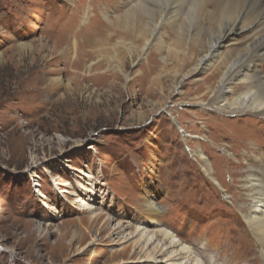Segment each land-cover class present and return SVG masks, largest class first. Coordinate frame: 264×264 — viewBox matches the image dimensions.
<instances>
[{"label": "rangeland", "instance_id": "rangeland-1", "mask_svg": "<svg viewBox=\"0 0 264 264\" xmlns=\"http://www.w3.org/2000/svg\"><path fill=\"white\" fill-rule=\"evenodd\" d=\"M136 1L0 0V264H146L121 238L135 226L172 232L199 264L195 251L214 260L229 227L246 259L264 264L240 209L251 144L264 153V118L219 110L222 73L193 71L207 48L178 38L169 17L145 30ZM154 1L184 29L199 26V0ZM53 177L72 196L58 195ZM81 187L93 218L74 204Z\"/></svg>", "mask_w": 264, "mask_h": 264}, {"label": "bare ground", "instance_id": "bare-ground-1", "mask_svg": "<svg viewBox=\"0 0 264 264\" xmlns=\"http://www.w3.org/2000/svg\"><path fill=\"white\" fill-rule=\"evenodd\" d=\"M185 1L189 0H184V2ZM199 1L202 2V7H200L201 10H198L200 15L198 16L199 26L195 25V27L190 28V30L183 28L186 20L182 16L179 18L173 17V7H167V10L162 7L156 8L153 5L155 2L154 0L136 1V10L142 12V15L145 12L149 16V21L146 25L142 23V15L137 17L139 19L138 23L142 24L145 30L149 29L150 26H152L155 30L156 25L158 24L157 22L160 18V23L166 20L169 21L168 17L172 18L173 21L171 25H173L174 28H177L175 30H178L179 27L181 30H179L180 33L178 38L184 39L185 36H190L191 39L193 38L192 45H200L202 48H204V46L207 48L206 51L208 54L200 58L198 63L195 62L197 65L193 70L194 74H202L208 70H212L213 68H215L214 72L220 71L222 73L220 82L217 84L218 87L215 91H213V94H216V98L219 100H216L220 104L219 110L223 109L227 112L255 114L264 118V72L262 73V71H260V67H258L260 64H257L259 62L264 65V0ZM181 15H183V12ZM133 18L134 14H129L128 17L125 18L123 29H125L126 32H130L129 21ZM190 19L192 18L190 17ZM179 22L182 23L183 27H181ZM188 23L190 24V22ZM186 30H188L190 34H188ZM185 31L187 33H185ZM240 89L241 91L238 94H235L234 91H238ZM70 92L71 91L69 90L68 93ZM229 97H231L230 101L228 99ZM140 117H142V115H140ZM250 151V158H245L247 167L245 175L242 178V191L244 192L243 200L245 203L243 205L244 207H240V209L243 211V219L249 230L248 232L252 235L256 248L258 249V252H260L261 257L264 259V153H261V151L255 147L254 143L251 144ZM197 154L201 159H203L204 164L207 166L206 159L203 158L201 152H198ZM66 163L64 164V168L80 173V171L72 169V167ZM204 170L207 174L210 171L208 168H204ZM57 181V177H53L49 182V185L52 184V186H54V190L57 194L72 196L71 193L66 192L65 190L57 189V186H64L67 188V186L70 187L71 185H64L62 183H57ZM41 188L42 186L35 184L34 193L36 194L38 203L46 206L47 203L45 200L47 197L41 191ZM173 193H175V191H173ZM88 195L89 190L86 187H81L78 192V196L74 195V198L78 197L74 204H80L79 206L85 208L84 210L91 215L90 218H93L96 215L93 213L91 206H88L87 204L88 202H92L89 198H85ZM59 198L62 199L63 196H60ZM145 202L146 205H151L149 201ZM83 204L86 206H83ZM149 209L152 214H158L157 209L152 207H149ZM56 214L58 215L59 213L55 212L52 215L55 216ZM149 224L152 226H158L157 221L153 217L150 219ZM122 227V224L114 226V228L111 229L113 231V235H117V237L120 236L123 231ZM143 227L144 226L132 227L133 232H130L129 235L127 234L121 237L124 242L125 240L127 241V238L129 241L132 240L130 241L131 243L128 248L141 250L139 251L143 253L141 254L142 256H140L141 258H139L141 259V263L182 264L179 262L180 260L185 261L188 259L189 263L185 262L183 264H199L200 261L197 262V260H195L196 257H192L194 252L191 251L189 247L182 244V242L177 238V236H174L172 232H168L161 228L158 229L159 231H156V229L155 231H146ZM129 229L130 227H126L124 230L129 231ZM223 229V236L219 238L221 246L215 248L214 251L216 257H214V260L208 259L204 256L203 252L199 250L195 251V254H197V256L201 259L200 264H240L242 261H245L246 264H258L256 258L246 259V252L244 251L246 244L245 241L243 242V238L239 236L232 239L230 237L234 234V230H230L229 227H224ZM130 230L132 231V229ZM235 232L239 233V231ZM28 233H30V231ZM77 235V233H73L72 238L74 239ZM157 240H160V243H156ZM92 243L93 242H91V244ZM124 250L126 251L127 248H124Z\"/></svg>", "mask_w": 264, "mask_h": 264}]
</instances>
